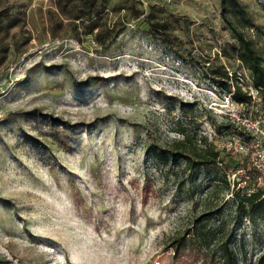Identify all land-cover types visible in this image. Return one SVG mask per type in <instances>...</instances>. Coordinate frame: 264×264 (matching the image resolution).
<instances>
[{"label": "rangeland", "instance_id": "rangeland-1", "mask_svg": "<svg viewBox=\"0 0 264 264\" xmlns=\"http://www.w3.org/2000/svg\"><path fill=\"white\" fill-rule=\"evenodd\" d=\"M68 1L0 0V264H264V214L234 199L264 191V100L221 82L252 74L220 0H105L83 22ZM240 1L264 58V0Z\"/></svg>", "mask_w": 264, "mask_h": 264}, {"label": "trees", "instance_id": "trees-1", "mask_svg": "<svg viewBox=\"0 0 264 264\" xmlns=\"http://www.w3.org/2000/svg\"><path fill=\"white\" fill-rule=\"evenodd\" d=\"M104 1L105 0H69L65 6L68 7L69 4L70 6L72 5V10L69 13L72 14L75 22L91 21L102 14ZM220 8V14L224 24L227 26V29L231 32L232 37L238 44V46H235L234 48L237 52V57L243 66L252 74V86L259 91V95H261L264 100V58L259 54L255 41L248 37L244 31L245 27L252 25L250 13L240 0H220ZM167 30L168 25L166 23L156 22L151 24L149 33L153 39L168 46L167 36L164 35L167 34ZM96 40L99 44L105 46L108 39L105 36L103 37L102 33H98L96 35ZM220 75L223 80L221 82H223L224 88L232 93L236 102L243 105L252 102V97L244 92L242 87L239 86L237 73L232 75L229 71L222 68ZM229 81H232L234 84L233 91H231V87L228 85ZM191 143L192 140L190 135L186 134L183 141L179 142L181 148L176 151L177 153L174 154L173 158H189V155H186V153L190 151L187 148ZM197 157L201 161H198V163L195 161L192 164V168H197L200 165L216 164L219 158V153L207 150L204 151L203 154H197ZM226 182L229 186L230 184L227 179ZM238 183L239 182H234L233 185L237 186ZM234 196L235 202L238 203L239 207L244 212V215L248 216L249 214L247 211L248 206L254 207L259 213L264 214V191H258L243 197L240 192H237ZM202 227L204 226L202 225ZM200 235L204 242L209 241V244L206 245L211 249L210 241L211 239L212 241L215 240L214 233L212 231H201ZM221 253L223 264L238 263L234 251L229 247H226Z\"/></svg>", "mask_w": 264, "mask_h": 264}, {"label": "built area", "instance_id": "built-area-1", "mask_svg": "<svg viewBox=\"0 0 264 264\" xmlns=\"http://www.w3.org/2000/svg\"><path fill=\"white\" fill-rule=\"evenodd\" d=\"M237 75H238V80H239L238 81L239 86L242 87L244 92H246L251 97L253 96V98H255V100H256L257 96L254 97V93L259 95V91L252 86V81H251V83H249V79L248 78L244 77L240 73H237ZM241 105H243V104H241ZM248 105L249 104H247L246 106H248ZM233 106L235 107V104H233ZM235 117H236V119H239V115L236 114ZM247 126L252 128V129L254 128V124H252V123H248ZM260 132L264 136V130H261ZM251 161L253 162L252 166H253V172H254V179L257 182L262 183L264 181V151H262L258 155L257 154L256 155L255 154L252 155V160ZM238 174H240L242 177H244L246 179V180H242L245 183H247V180L250 179V177H251L250 173L244 168L239 169L238 170ZM239 184L240 183H238V185Z\"/></svg>", "mask_w": 264, "mask_h": 264}]
</instances>
